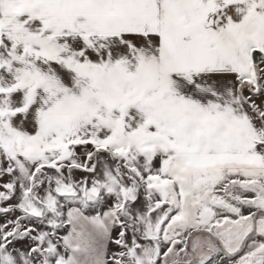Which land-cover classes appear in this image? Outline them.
<instances>
[{"label":"snow or ice","instance_id":"obj_1","mask_svg":"<svg viewBox=\"0 0 264 264\" xmlns=\"http://www.w3.org/2000/svg\"><path fill=\"white\" fill-rule=\"evenodd\" d=\"M0 264H264V0H0Z\"/></svg>","mask_w":264,"mask_h":264}]
</instances>
